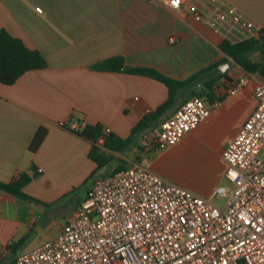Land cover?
<instances>
[{
	"label": "crops",
	"instance_id": "obj_1",
	"mask_svg": "<svg viewBox=\"0 0 264 264\" xmlns=\"http://www.w3.org/2000/svg\"><path fill=\"white\" fill-rule=\"evenodd\" d=\"M186 1L207 11L226 4L264 29V0ZM0 28L38 50L47 63L44 68L25 72L13 84L0 83V181H11L22 172L35 173L24 188L35 200L0 191V261L5 253L17 256L16 250L22 245L16 244L17 240L27 239L47 209L58 207L60 201L63 205L69 192L96 169L89 158L91 143L70 129L101 124L126 137L143 114L168 98L167 87L156 79L95 70L92 64L123 56L127 65L150 66L180 80L214 64L209 78L216 77L214 86L219 82L221 87L212 88L215 96L206 102L220 103L182 139L228 109L242 106L244 113L227 140L232 138L256 108L254 84L264 83V75L244 70L219 48L224 39L221 34L195 20L185 8L174 10L157 0H0ZM170 37L174 42L168 41ZM249 59L263 63L264 53L253 52ZM228 62L231 65L221 70ZM206 73L178 92L161 122L203 86ZM244 76L248 77L247 84L235 94H228V87ZM39 127H44L46 134L38 148L31 151L29 145ZM158 151L148 145L139 157L147 158ZM113 154L128 159L119 152Z\"/></svg>",
	"mask_w": 264,
	"mask_h": 264
},
{
	"label": "built area",
	"instance_id": "obj_2",
	"mask_svg": "<svg viewBox=\"0 0 264 264\" xmlns=\"http://www.w3.org/2000/svg\"><path fill=\"white\" fill-rule=\"evenodd\" d=\"M157 1L185 8L230 42L261 35L252 20L223 3L207 11L186 0ZM247 82L237 78L227 93ZM253 94L256 108L221 153L226 183L209 197L141 164L98 175L59 234L11 264H264L263 82L254 84ZM219 103L192 96L155 129L157 150L176 144Z\"/></svg>",
	"mask_w": 264,
	"mask_h": 264
},
{
	"label": "trees",
	"instance_id": "obj_3",
	"mask_svg": "<svg viewBox=\"0 0 264 264\" xmlns=\"http://www.w3.org/2000/svg\"><path fill=\"white\" fill-rule=\"evenodd\" d=\"M260 33L261 35L258 38H248L236 42H230L223 39L218 46L228 57L244 70L248 72L258 71L264 75V62L255 63L249 59V55L253 52L258 51L264 53V29H261ZM46 66V60L38 50L27 47L20 38L14 37L4 28H0V83L7 85L13 84L25 72L33 69H41ZM214 67V64L206 66L188 76L186 79L180 80L170 77L150 66L127 65L123 56H113L96 62L91 65L92 69L100 71L126 72L156 79L167 87L168 98L153 111L143 114L140 120L131 129L130 134L126 137L116 135L101 124H86L77 129L65 127L91 143L89 158L96 164L94 172L107 168L114 161V152L122 153L128 150L133 144H135L138 134L153 127H157L161 122L162 115L171 106L172 102L177 97L178 92L185 85L194 82L199 75L205 74L207 71L214 69ZM216 79V77L207 79L204 83L203 89L193 92L192 95L200 96L208 102H211L215 96L212 86ZM45 134L46 129L44 127H39L37 129L29 145L31 151H35L38 148ZM137 146L140 147L139 145ZM123 168L124 166L119 165L113 172ZM34 175L35 173L29 174L27 172H22L11 181H0V191H4L22 199L35 200L24 190ZM25 239L26 237L17 240L16 244H23ZM14 244L10 245L12 251H14Z\"/></svg>",
	"mask_w": 264,
	"mask_h": 264
},
{
	"label": "rangeland",
	"instance_id": "obj_4",
	"mask_svg": "<svg viewBox=\"0 0 264 264\" xmlns=\"http://www.w3.org/2000/svg\"><path fill=\"white\" fill-rule=\"evenodd\" d=\"M204 60L205 58L202 61ZM211 75H213L211 71L206 73L208 78ZM208 78L204 77L203 83ZM203 87L204 84L196 89L200 91ZM214 87L218 89L221 86L219 82H216L212 88ZM243 113L242 106L228 109L223 116L206 123L199 131H195L183 139L181 138L173 146L160 149L157 153L148 154L147 158L139 157V155L144 152V148L148 145L153 147L154 151H157L156 145L153 144L156 127L138 134L135 144L126 152L121 153V155L128 158L127 160L119 155H114L113 165L108 166L106 170L93 171V174H90L72 190L73 192H69L68 196L63 199V205L60 201L58 207H49L41 223L37 225V229L16 250L17 255L31 251L50 237L57 236L67 216L79 204L80 200H77V198L86 197L96 176L100 172L105 174L113 172L119 165L127 168L133 161L148 166L165 178L175 182V184L189 187L202 196H208L213 189L224 184L226 163L222 159L221 153L227 138L235 132L237 123ZM13 257L12 252L5 253L0 264H7L12 261Z\"/></svg>",
	"mask_w": 264,
	"mask_h": 264
},
{
	"label": "water",
	"instance_id": "obj_5",
	"mask_svg": "<svg viewBox=\"0 0 264 264\" xmlns=\"http://www.w3.org/2000/svg\"><path fill=\"white\" fill-rule=\"evenodd\" d=\"M225 66L224 67H221V70H225V68L227 67V66H230L231 65V63L230 62H228V63H226V64H224Z\"/></svg>",
	"mask_w": 264,
	"mask_h": 264
}]
</instances>
